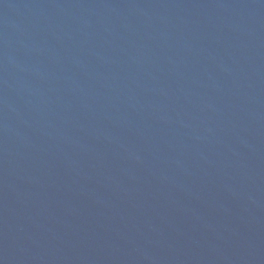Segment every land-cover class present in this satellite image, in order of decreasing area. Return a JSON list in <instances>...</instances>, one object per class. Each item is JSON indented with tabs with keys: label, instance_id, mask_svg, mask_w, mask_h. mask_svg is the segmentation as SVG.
Returning a JSON list of instances; mask_svg holds the SVG:
<instances>
[{
	"label": "water",
	"instance_id": "95a60500",
	"mask_svg": "<svg viewBox=\"0 0 264 264\" xmlns=\"http://www.w3.org/2000/svg\"><path fill=\"white\" fill-rule=\"evenodd\" d=\"M0 264H264V0H0Z\"/></svg>",
	"mask_w": 264,
	"mask_h": 264
}]
</instances>
